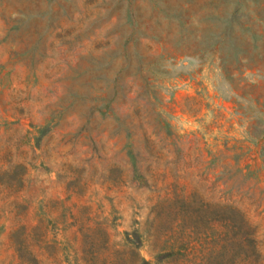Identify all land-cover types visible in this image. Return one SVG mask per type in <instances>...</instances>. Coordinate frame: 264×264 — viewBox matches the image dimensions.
<instances>
[{
  "label": "rangeland",
  "instance_id": "374dc122",
  "mask_svg": "<svg viewBox=\"0 0 264 264\" xmlns=\"http://www.w3.org/2000/svg\"><path fill=\"white\" fill-rule=\"evenodd\" d=\"M0 264H264V0H0Z\"/></svg>",
  "mask_w": 264,
  "mask_h": 264
}]
</instances>
